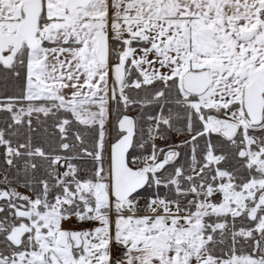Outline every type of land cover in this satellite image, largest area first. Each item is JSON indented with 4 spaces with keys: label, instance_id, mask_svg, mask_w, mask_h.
<instances>
[{
    "label": "snow or ice",
    "instance_id": "6c2138e0",
    "mask_svg": "<svg viewBox=\"0 0 264 264\" xmlns=\"http://www.w3.org/2000/svg\"><path fill=\"white\" fill-rule=\"evenodd\" d=\"M0 264H264V0H0Z\"/></svg>",
    "mask_w": 264,
    "mask_h": 264
}]
</instances>
